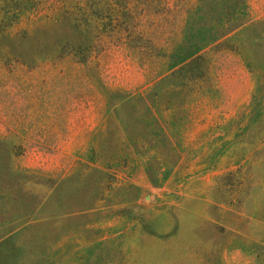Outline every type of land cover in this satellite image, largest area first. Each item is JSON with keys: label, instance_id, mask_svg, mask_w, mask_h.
Masks as SVG:
<instances>
[{"label": "rangeland", "instance_id": "rangeland-1", "mask_svg": "<svg viewBox=\"0 0 264 264\" xmlns=\"http://www.w3.org/2000/svg\"><path fill=\"white\" fill-rule=\"evenodd\" d=\"M195 2L162 0L169 23L144 20L133 42L194 26L176 24ZM246 2L167 121L177 149L153 179L132 137L171 111L132 95L164 59L74 20L78 0L0 24V264H264V0ZM71 44L94 45L85 65L57 53Z\"/></svg>", "mask_w": 264, "mask_h": 264}, {"label": "trees", "instance_id": "trees-1", "mask_svg": "<svg viewBox=\"0 0 264 264\" xmlns=\"http://www.w3.org/2000/svg\"><path fill=\"white\" fill-rule=\"evenodd\" d=\"M36 1L0 0V24H4L1 31L5 34L9 33L12 25L8 24L16 20L21 11L34 5ZM74 7L76 9L74 20L92 25L95 34L105 30L122 33L131 48L138 50L147 48L149 55L161 57L166 62V72L146 88L145 94L132 95L143 101L147 107L149 104L146 96H151L150 104L154 108L171 111L168 119L162 118L163 123L151 116L155 121V127L151 130L154 132L153 136L140 135L144 133V127L138 131L139 135L132 137L133 144L144 157L145 170L153 179V172L157 171L160 165L168 164L166 156H162L165 150L173 153L177 149L170 139L164 137L165 129L169 127L167 121L172 119L173 124L177 120V111L184 108L185 100L197 91L198 82L206 74L207 52L228 48L225 46L227 41L224 35L246 22L247 2L246 0H196L193 5L183 10L176 24L194 26L177 28L171 38H166L162 44H151L149 47L133 42L132 38H136L137 35L139 38V35H142L136 31L135 25H142L144 20L149 22L148 25L169 23L167 19L171 10L163 5L162 0H78ZM93 46L91 44L59 45L56 51L60 57H67L75 63L85 65ZM118 91L115 89V92ZM105 100L110 103L106 96Z\"/></svg>", "mask_w": 264, "mask_h": 264}]
</instances>
